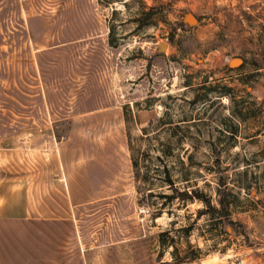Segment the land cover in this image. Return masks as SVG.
Wrapping results in <instances>:
<instances>
[{"label":"rangeland","instance_id":"obj_1","mask_svg":"<svg viewBox=\"0 0 264 264\" xmlns=\"http://www.w3.org/2000/svg\"><path fill=\"white\" fill-rule=\"evenodd\" d=\"M29 151L84 264H264V0H0V166Z\"/></svg>","mask_w":264,"mask_h":264},{"label":"crops","instance_id":"obj_2","mask_svg":"<svg viewBox=\"0 0 264 264\" xmlns=\"http://www.w3.org/2000/svg\"><path fill=\"white\" fill-rule=\"evenodd\" d=\"M34 155L13 152V159H28V165L0 166V264H84L76 247H70L63 163L60 159L57 181L38 184ZM5 171L11 177L3 180Z\"/></svg>","mask_w":264,"mask_h":264},{"label":"trees","instance_id":"obj_3","mask_svg":"<svg viewBox=\"0 0 264 264\" xmlns=\"http://www.w3.org/2000/svg\"><path fill=\"white\" fill-rule=\"evenodd\" d=\"M178 194L179 195H184V196H187V197H190V196H198V197H201V194L198 193V192H196V191H194V190H192V191H190L188 193L186 191H180Z\"/></svg>","mask_w":264,"mask_h":264},{"label":"water","instance_id":"obj_4","mask_svg":"<svg viewBox=\"0 0 264 264\" xmlns=\"http://www.w3.org/2000/svg\"><path fill=\"white\" fill-rule=\"evenodd\" d=\"M188 18L189 20H194V17L191 14L188 15ZM239 61H240L239 57H233L231 58L230 63L235 64L236 62H239Z\"/></svg>","mask_w":264,"mask_h":264}]
</instances>
